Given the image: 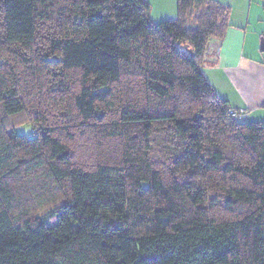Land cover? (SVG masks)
Segmentation results:
<instances>
[{
  "label": "trees",
  "instance_id": "obj_1",
  "mask_svg": "<svg viewBox=\"0 0 264 264\" xmlns=\"http://www.w3.org/2000/svg\"><path fill=\"white\" fill-rule=\"evenodd\" d=\"M229 13L0 0V264H264V120L202 69Z\"/></svg>",
  "mask_w": 264,
  "mask_h": 264
},
{
  "label": "crops",
  "instance_id": "obj_2",
  "mask_svg": "<svg viewBox=\"0 0 264 264\" xmlns=\"http://www.w3.org/2000/svg\"><path fill=\"white\" fill-rule=\"evenodd\" d=\"M153 21L176 15V0H148ZM230 7L231 25L207 47L202 69L217 94L264 120V0H218ZM219 50V54H216Z\"/></svg>",
  "mask_w": 264,
  "mask_h": 264
},
{
  "label": "rangeland",
  "instance_id": "obj_3",
  "mask_svg": "<svg viewBox=\"0 0 264 264\" xmlns=\"http://www.w3.org/2000/svg\"><path fill=\"white\" fill-rule=\"evenodd\" d=\"M14 129L16 132H19V133H26V134L30 133V126L28 124L17 125Z\"/></svg>",
  "mask_w": 264,
  "mask_h": 264
},
{
  "label": "built area",
  "instance_id": "obj_4",
  "mask_svg": "<svg viewBox=\"0 0 264 264\" xmlns=\"http://www.w3.org/2000/svg\"><path fill=\"white\" fill-rule=\"evenodd\" d=\"M216 54L218 55L219 54V50H216ZM230 113L231 115L235 116L236 118H242L243 116V110L242 109H239L238 111L237 110H234V109H231L230 110Z\"/></svg>",
  "mask_w": 264,
  "mask_h": 264
}]
</instances>
